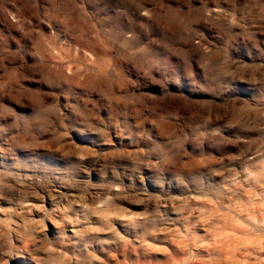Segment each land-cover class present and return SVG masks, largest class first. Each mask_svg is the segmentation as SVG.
Here are the masks:
<instances>
[{"label": "clouds", "instance_id": "obj_1", "mask_svg": "<svg viewBox=\"0 0 264 264\" xmlns=\"http://www.w3.org/2000/svg\"><path fill=\"white\" fill-rule=\"evenodd\" d=\"M21 262L264 264V0H0Z\"/></svg>", "mask_w": 264, "mask_h": 264}, {"label": "rangeland", "instance_id": "obj_2", "mask_svg": "<svg viewBox=\"0 0 264 264\" xmlns=\"http://www.w3.org/2000/svg\"><path fill=\"white\" fill-rule=\"evenodd\" d=\"M49 226H51V225H49ZM13 239L15 240V237H13ZM143 259V258H142ZM21 264H24L23 262H21Z\"/></svg>", "mask_w": 264, "mask_h": 264}, {"label": "bare ground", "instance_id": "obj_3", "mask_svg": "<svg viewBox=\"0 0 264 264\" xmlns=\"http://www.w3.org/2000/svg\"><path fill=\"white\" fill-rule=\"evenodd\" d=\"M50 228H51V226H50ZM24 263V262H23Z\"/></svg>", "mask_w": 264, "mask_h": 264}]
</instances>
